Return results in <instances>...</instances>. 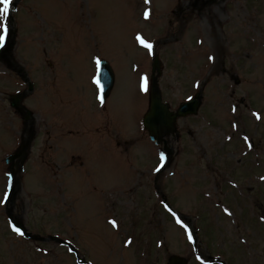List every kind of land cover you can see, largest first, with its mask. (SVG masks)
<instances>
[{
    "label": "rangeland",
    "instance_id": "374dc122",
    "mask_svg": "<svg viewBox=\"0 0 264 264\" xmlns=\"http://www.w3.org/2000/svg\"><path fill=\"white\" fill-rule=\"evenodd\" d=\"M8 23L0 264H78L67 246L16 233L8 215L72 241L84 264H167L174 254L264 264V0H13ZM154 54L173 109L203 95L197 115L178 119L170 157L142 124ZM102 60L115 72L103 103ZM21 75L32 84L27 121L10 99L28 87ZM31 129L12 182L5 157Z\"/></svg>",
    "mask_w": 264,
    "mask_h": 264
},
{
    "label": "water",
    "instance_id": "95a60500",
    "mask_svg": "<svg viewBox=\"0 0 264 264\" xmlns=\"http://www.w3.org/2000/svg\"><path fill=\"white\" fill-rule=\"evenodd\" d=\"M153 63V77H152V87L150 91V106L148 112L144 117V125L148 129L150 137L156 144L162 145L164 147V151L167 154H172L173 149L169 147L167 143V136L175 131V124L177 118L180 116H186L188 114H196L201 105V95L198 94L196 98L193 100H189V102L183 103L177 111H171L170 105L168 103H164L162 99V92H160L158 78L156 76V72L160 75L161 70V61H159V56H155ZM113 69L108 61L103 60L100 64L99 68V80H100V89L103 97L106 98L109 96L115 82V76L113 73ZM102 85V87H101ZM24 95H18L13 98L12 104L15 107H19L21 105L22 99ZM28 116H31V112L27 111ZM33 138V133L28 141L24 143L20 150L15 154H12L7 157V163L11 164V177L15 178L16 173L18 171V162L16 161L21 157L22 163L25 162L28 156V150L30 146V142ZM18 228L22 230L23 233H26L24 225L16 220ZM28 237L34 239L43 240L44 238H39L37 236H33L31 234L26 233ZM50 239H57L56 237H50ZM169 264H187V259L172 256L169 259Z\"/></svg>",
    "mask_w": 264,
    "mask_h": 264
},
{
    "label": "snow or ice",
    "instance_id": "6c2138e0",
    "mask_svg": "<svg viewBox=\"0 0 264 264\" xmlns=\"http://www.w3.org/2000/svg\"><path fill=\"white\" fill-rule=\"evenodd\" d=\"M13 5V0H0V47L3 46V42L6 40L8 34H9V15L11 11V7ZM141 43L144 44L145 47L151 49L152 44L146 40H144L143 37H140ZM97 84H100V80L97 79ZM102 87V85H101ZM144 90L147 91L148 89V81L147 77L144 78V84H143ZM103 99V97H101ZM115 223V222H113ZM16 232H18L20 235H23V232L20 228L13 225Z\"/></svg>",
    "mask_w": 264,
    "mask_h": 264
}]
</instances>
